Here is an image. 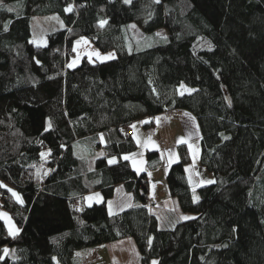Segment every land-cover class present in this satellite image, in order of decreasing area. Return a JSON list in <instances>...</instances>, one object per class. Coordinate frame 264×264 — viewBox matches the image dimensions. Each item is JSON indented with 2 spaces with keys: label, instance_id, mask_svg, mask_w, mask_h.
<instances>
[{
  "label": "trees",
  "instance_id": "obj_1",
  "mask_svg": "<svg viewBox=\"0 0 264 264\" xmlns=\"http://www.w3.org/2000/svg\"><path fill=\"white\" fill-rule=\"evenodd\" d=\"M50 14L65 26L38 45L32 17ZM82 37L115 57L69 67ZM170 109L197 117L215 181L196 201L180 145L168 182L193 216L161 228L147 173L123 157L137 149L125 128ZM117 184L142 205L110 214ZM94 191L104 200L87 205ZM0 203L19 225L10 235L0 217V264H84L78 250L127 238L141 264H264V0H0Z\"/></svg>",
  "mask_w": 264,
  "mask_h": 264
},
{
  "label": "crops",
  "instance_id": "obj_2",
  "mask_svg": "<svg viewBox=\"0 0 264 264\" xmlns=\"http://www.w3.org/2000/svg\"><path fill=\"white\" fill-rule=\"evenodd\" d=\"M77 41H79V43H77ZM77 41L75 43L74 58H72L69 62V65L70 64L73 65L72 67L79 65L84 56H90L89 52L95 54L96 57H94L93 59L94 61H107L115 57L114 51L109 52L110 55L109 53L97 54L98 51L96 50L95 45L90 39L86 37H82ZM192 91L193 89L189 90L188 88L187 91H182V92L178 91V93L179 94L191 93ZM134 123H137V125H139L136 129L133 128L132 126L133 123L129 127L132 130V137L137 143V148L138 145L143 142L141 141L143 138L142 136H145L146 138H148V140H150L147 144V152L157 151L158 154L160 155V158L162 153H165L167 157L166 162H163L161 158V165L158 168L150 169L145 152L143 153L141 152L139 154H135L133 152L129 156L127 155L134 170L138 174L147 173V181H148L147 196L152 198L156 203L155 205H147L145 201L144 205L148 206L149 208L151 206L158 205V208L155 209L150 208V209L153 210L154 212L158 211L156 213L159 216L161 215L162 217H164L165 222H170V224L171 223L173 224L177 219L176 217L174 218V214H177L178 216V214L181 213V209L179 207L177 198L172 194V191L170 189L168 182V172L173 164H177L182 160V156L179 150L180 145L185 144L189 154H191L190 147L192 143L190 144V140L194 138H201V151H202V134H201V130H199V122L197 121V117L188 110L170 109L161 114L156 115L155 117H148L143 120L136 121ZM141 123H143V126H141ZM146 123H150L151 125L147 126L145 125ZM141 127H144L143 130H141ZM157 132L159 134L158 137L156 136ZM79 148H86L84 154L85 156H88L89 159L93 162L94 158L90 156L89 149L83 145H80ZM113 158H110L109 161ZM116 160L117 158H115V160L113 161ZM162 167L165 168L163 169ZM195 167L198 168L197 165L193 164V159L190 156V161L185 164L184 171L188 183L192 188V190H194L195 187L196 188L200 187L202 181L198 177V173L196 172ZM163 170H165L163 172V178L161 176L158 177L157 179L158 188L156 190L155 189L153 190L151 187V182H153L154 180L151 179V175H154V173L156 174L161 173ZM162 179H166L167 182L166 181L164 182V180L162 182L161 181ZM159 186L162 188L160 189ZM165 186H169L170 189L169 192L165 190L166 188ZM128 193L131 194V198L128 195ZM163 194H165V196ZM117 195H122L125 199H127L126 204L127 206H129L128 208L139 207L140 205H142L141 202L135 200L133 194L127 191L123 184H117L115 186L114 196L108 199L107 201L108 210L110 208V205L116 200ZM103 200H104V196L101 191H94L85 195V203L87 205H92L94 203H101ZM165 214L169 216L166 217Z\"/></svg>",
  "mask_w": 264,
  "mask_h": 264
},
{
  "label": "rangeland",
  "instance_id": "obj_3",
  "mask_svg": "<svg viewBox=\"0 0 264 264\" xmlns=\"http://www.w3.org/2000/svg\"><path fill=\"white\" fill-rule=\"evenodd\" d=\"M65 26L64 20L62 19V17L59 14H50V15H46V16H33L32 20H31V28H32V33H33V42L38 44V45H44L46 43V34L57 30V29H61ZM131 31L135 34V36L137 38H142L145 34L142 30V27L138 24V23H132L131 24ZM156 38L160 41V42H164L167 39L168 36V31L166 29H159L156 31ZM96 48V47H95ZM97 50V48H96ZM98 51V50H97ZM90 56H87L90 60L94 61V57L95 54L92 52H89ZM97 54H101V52H97ZM108 55V54H107ZM110 55V53H109ZM74 58V55L73 57ZM189 87H187L185 84H182L179 86L178 91L182 92V91H187ZM189 90H192L191 88H189ZM198 121V119H197ZM133 128L136 129L139 125H137V123H133L132 124ZM141 126H143V123H141ZM144 127H141V130H143ZM199 130L200 126H199ZM183 133V131H182ZM137 134V132H136ZM139 135V134H138ZM158 132L156 133V136L158 137ZM142 140L143 141L141 144L138 145L137 150L134 151L135 154H139V153H147V144L150 140H148V138H146L145 136H142ZM156 137V139H157ZM192 143V144H191ZM190 144H191V154L190 156L193 159V164L197 165L198 168L195 167L196 172L198 173V177L202 180L201 181V186L203 185H208L210 183H208V181H215V177L213 175V173H211L209 170L206 169V167L203 166L202 162H201V138H194L190 140ZM80 145L77 146V150L81 152L82 155L84 154V151L86 150V148H79ZM133 153V152H131ZM131 153H126L124 154L123 157L125 156H129ZM48 154L49 151L45 150L42 154L43 160L48 158ZM99 154H101V151H99ZM160 156V155H159ZM161 158L163 160V162L167 161V157L165 153L161 154ZM160 158V160H161ZM90 160V159H89ZM115 160V158L111 159L110 161ZM90 165L93 166V162L90 160ZM161 165V163H160ZM163 169L165 167H162ZM165 170H163L161 173H154V175H151V179L154 180L153 182H151V187L152 189L156 190L158 188L157 185V179L159 176H161L163 178V172ZM166 181V179H162L161 181L163 182ZM167 182V181H166ZM165 190L167 192L170 191L169 186H165ZM11 189V193L14 197V199L16 201H20L21 200V196L20 194L13 188L10 187ZM159 188L161 189L162 187L159 186ZM123 195V194H122ZM122 195H117L116 200L110 205L111 208H109V213L110 214H115L118 212L123 211L124 209L128 208L129 206H127V199H125ZM128 195L131 198V194L128 193ZM165 196V194H163ZM194 198L196 201L199 200L200 196L198 194L197 188H194ZM198 198V199H197ZM151 209H155L158 208V205L156 206H151ZM158 212V211H156ZM180 212V211H179ZM6 214V215H3ZM166 217H168L169 215H166ZM193 214L191 213H186V212H182L178 214H174V218L176 217L178 220H182L185 219L184 217H192ZM0 217L5 221L6 223V227H7V231L10 235H15L19 232V225L16 222V220L13 218V216L11 215L10 210H8V208L4 207L2 203H0ZM160 218V224L159 226L161 228H166V227H172V225L170 224V222H165L164 221V217H162L161 215L159 216ZM168 221V220H167ZM13 255H11L12 257L16 258L17 254L12 251ZM76 255L78 257L79 260H85V264H141V258H140V253L138 250V247L134 241L133 238H127L121 241H112V242H107L104 244H100L96 247L93 248H84L81 250H78L76 252ZM58 263V261H57ZM59 264V263H58Z\"/></svg>",
  "mask_w": 264,
  "mask_h": 264
},
{
  "label": "built area",
  "instance_id": "obj_4",
  "mask_svg": "<svg viewBox=\"0 0 264 264\" xmlns=\"http://www.w3.org/2000/svg\"><path fill=\"white\" fill-rule=\"evenodd\" d=\"M125 133H126V136H130V135H132V130L130 128L126 127L125 128ZM144 185L148 186V181L147 180H144ZM146 203H147V205H155L156 202L152 198L147 196Z\"/></svg>",
  "mask_w": 264,
  "mask_h": 264
},
{
  "label": "snow or ice",
  "instance_id": "obj_5",
  "mask_svg": "<svg viewBox=\"0 0 264 264\" xmlns=\"http://www.w3.org/2000/svg\"><path fill=\"white\" fill-rule=\"evenodd\" d=\"M124 2H125V3H130L131 0H124ZM157 2H158V0H157ZM9 11H11V9H9ZM68 11H71V8H69ZM105 23H106V21H101V25H103V24H105ZM77 43H79V41H77ZM72 66H73L72 64L69 65V67H72ZM181 94H183V93H181ZM50 126H51V125L49 124V127H50ZM225 139H227V137H225ZM124 159H129V157L125 156ZM112 162H115V161H110V163H112ZM208 183H213V181H208ZM197 199H198V198H197ZM21 202H22V201H21ZM110 208H111V206H110ZM3 215H6V214H3ZM184 218L187 219L188 217H184ZM5 251H7V250H5ZM153 264H156V262L154 261Z\"/></svg>",
  "mask_w": 264,
  "mask_h": 264
}]
</instances>
